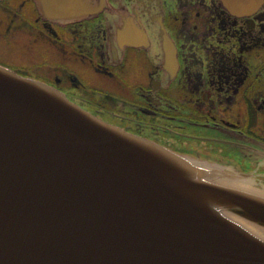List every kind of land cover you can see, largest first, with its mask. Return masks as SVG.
Wrapping results in <instances>:
<instances>
[{
    "label": "water",
    "instance_id": "95a60500",
    "mask_svg": "<svg viewBox=\"0 0 264 264\" xmlns=\"http://www.w3.org/2000/svg\"><path fill=\"white\" fill-rule=\"evenodd\" d=\"M58 23L107 0H33ZM0 264H264V187L0 64Z\"/></svg>",
    "mask_w": 264,
    "mask_h": 264
},
{
    "label": "flooded vegetation",
    "instance_id": "af4514ba",
    "mask_svg": "<svg viewBox=\"0 0 264 264\" xmlns=\"http://www.w3.org/2000/svg\"><path fill=\"white\" fill-rule=\"evenodd\" d=\"M0 64L264 187V0H107L70 23L0 0Z\"/></svg>",
    "mask_w": 264,
    "mask_h": 264
}]
</instances>
